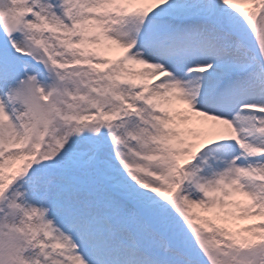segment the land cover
Here are the masks:
<instances>
[{"label": "snow or ice", "instance_id": "obj_1", "mask_svg": "<svg viewBox=\"0 0 264 264\" xmlns=\"http://www.w3.org/2000/svg\"><path fill=\"white\" fill-rule=\"evenodd\" d=\"M0 264H264V0H0Z\"/></svg>", "mask_w": 264, "mask_h": 264}]
</instances>
